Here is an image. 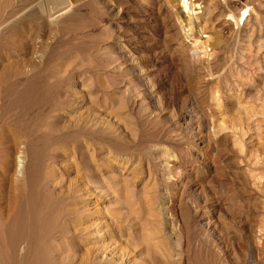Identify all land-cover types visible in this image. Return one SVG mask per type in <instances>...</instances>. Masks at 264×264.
<instances>
[{
    "label": "rangeland",
    "instance_id": "obj_1",
    "mask_svg": "<svg viewBox=\"0 0 264 264\" xmlns=\"http://www.w3.org/2000/svg\"><path fill=\"white\" fill-rule=\"evenodd\" d=\"M184 1L0 0V264H264V0Z\"/></svg>",
    "mask_w": 264,
    "mask_h": 264
},
{
    "label": "bare ground",
    "instance_id": "obj_2",
    "mask_svg": "<svg viewBox=\"0 0 264 264\" xmlns=\"http://www.w3.org/2000/svg\"><path fill=\"white\" fill-rule=\"evenodd\" d=\"M144 1V0H143ZM151 3H155V4H157V8H159L160 10H163V9H165V8H169L168 9V11L167 12H165L164 13V15L166 16V17H171L172 16V18L174 19V21L175 20H177V19H179V18H184V17H186L187 16V14H188V12L190 11V5H196V4H194L195 3V1H194V3H190V2H187V1H184V3H182L183 2V0L181 1V2H179V5H175V6H171L170 4H169V1L168 0H149ZM185 2H187L186 4H185ZM171 6V7H170ZM183 7V8H182ZM189 9V11H187ZM185 118H187V120L185 121V123L184 124H186L187 125V123L190 121V120H192L193 118H191V116H190V112L188 111L187 112V114H185ZM196 118V117H195ZM189 124V123H188ZM190 125V124H189ZM193 133V132H192ZM198 138V137H197ZM199 139V138H198ZM18 153V152H17ZM20 153V152H19ZM21 154V153H20ZM19 156V155H18ZM70 156V155H69ZM71 160V159H70ZM19 170H22V171H25V167L23 166V163L21 164V166H20V168H19ZM75 185V184H74ZM71 191H79L80 189L78 188V186L76 185V186H71V189H70ZM81 220V219H80ZM78 221V224H77V226H75L76 227V229H79V230H85V226H82L83 224L81 223V221ZM84 223V222H83ZM102 228L104 229V227L102 226ZM87 229V228H86ZM96 229L98 230V229H100V227H96ZM106 232V231H105ZM108 235V234H107ZM89 244H92V243H89ZM155 244V243H154ZM110 245V244H109ZM94 246H96V245H94ZM153 247H154V245H152ZM89 247V246H88ZM91 247V246H90ZM87 248L86 249V251L88 252V251H93V249L94 248ZM108 246L106 245V246H104V249H106ZM111 247V246H110ZM113 247V246H112ZM114 247H115V245H114ZM116 248V247H115ZM121 248V247H120ZM96 249V248H95ZM94 249V250H95ZM102 249V248H101ZM103 249V250H104ZM112 249V248H111ZM94 252V251H93ZM115 252V251H114ZM87 256V255H86ZM154 263V262H153ZM258 264V263H257ZM260 264V263H259Z\"/></svg>",
    "mask_w": 264,
    "mask_h": 264
}]
</instances>
